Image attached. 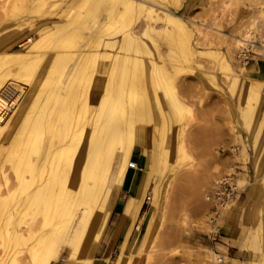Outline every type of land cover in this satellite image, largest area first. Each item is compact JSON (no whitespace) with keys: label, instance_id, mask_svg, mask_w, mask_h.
<instances>
[{"label":"rangeland","instance_id":"obj_1","mask_svg":"<svg viewBox=\"0 0 264 264\" xmlns=\"http://www.w3.org/2000/svg\"><path fill=\"white\" fill-rule=\"evenodd\" d=\"M69 1L0 0V36L8 32L17 33L15 37H18L29 22L62 24L67 16L85 11L86 1L79 0L71 9H67ZM174 1L180 6L171 7V11L190 28L195 55L186 57L177 45L167 40L165 33L161 35L163 29L159 22L155 24V45L150 44L148 37H142V41L150 48V57L143 56L145 59L153 58L157 66H161L156 77H159L157 81L160 83H157L160 86L155 88L165 120L154 106L156 95L152 83L139 85L146 92L143 95L142 90H139L141 92L137 94L133 110L137 112L143 102L151 101L154 104V119L146 124L143 159L140 163L135 162L133 168L129 167L130 163H134L133 160H127L124 176L126 184L122 188L127 196L124 197L125 192L119 194L117 202L120 204L117 203L111 212L94 263L101 264L100 258L107 241L116 232L123 207L128 206L130 185L127 181L133 176V171L138 170L135 201L130 207L131 218L136 213L135 222L129 233V221L121 225L105 264H115L119 255L125 258V264H264V76L259 74V79L255 77L264 67V0H168L169 4ZM146 2L158 9L168 5L160 0ZM103 16H100V21ZM131 18L130 27L142 33L146 17L139 14ZM123 24L117 23L108 30L113 34L112 38L121 36ZM196 26L204 34H196ZM247 31L250 34L246 38H250L252 44L248 50L250 60L245 67L250 70L257 61L259 68L254 69L249 79L261 80L262 86L258 102L249 98L245 104V92L250 80L242 84L246 80L237 77L243 63L235 53L234 43ZM95 33L96 28L86 31L85 41L92 40ZM210 40L214 43H210ZM174 45L177 50L173 49ZM209 49L215 52L218 59L215 55L198 54V51ZM223 57L231 72H227L219 62ZM11 67L0 69V76L3 75L7 81H12L10 76L17 70ZM43 88L46 92L49 90V86ZM164 89L169 95L163 92ZM111 100L109 96L108 102ZM176 101L181 102L178 109L173 107ZM247 104L254 106L252 113L249 111L245 114L243 111ZM126 112H129V108L123 109L121 116L124 117ZM156 125L165 130L163 142L154 135ZM59 130V135L63 136L65 130ZM55 141L57 139L53 140L55 146L61 144L59 140L58 143ZM137 150L135 147L134 155ZM225 177H231L236 190L234 201L229 203L227 210L216 207L212 198L215 183ZM24 196L22 193L16 198L22 199ZM147 196L150 197V203L144 205ZM9 205L12 206V200L0 212V261L5 264L20 260L37 242L38 235H28L26 231L32 224L37 229L43 228L44 232L60 231L62 237L70 233L82 208L79 207L73 220L68 221L66 216L52 219L53 214L50 212L42 215L38 210H13ZM237 216L241 219L234 221L233 217ZM15 228L25 238L16 239ZM230 233L233 237H241L243 247L248 251L253 252L257 245L258 255L253 254V257L240 261L228 259L222 242ZM62 241L57 244L62 253L60 260H54L52 264H62L65 260L63 250L67 245Z\"/></svg>","mask_w":264,"mask_h":264},{"label":"bare ground","instance_id":"obj_2","mask_svg":"<svg viewBox=\"0 0 264 264\" xmlns=\"http://www.w3.org/2000/svg\"><path fill=\"white\" fill-rule=\"evenodd\" d=\"M77 1L67 2V9ZM83 1H86L85 11L67 16L62 24L29 22L18 37H15L17 33L8 32L0 36V69L11 66L17 69L14 74L10 73L12 81L0 76V212L12 200V206H9L13 210H38L42 215L50 212L52 219L66 216L70 221L82 207L68 235L61 237L60 231L53 229L44 232L43 228L37 229L33 224L27 228L28 235H38L37 242L12 264H52L62 255L57 245L61 240L67 245L63 250L65 260L62 264H95L104 229L126 184L127 160L132 159L135 147L139 149L137 162L143 159L146 124L154 119L151 101L143 102L137 112L133 110L137 94L142 90L140 86L151 82L156 95L155 86L160 83L156 77L161 66H157L153 58L143 56L150 57V48L142 37H148L150 44L155 45V24L159 22L163 29L161 35L165 33L167 40L177 45L186 57L195 55L190 28L171 11V7L180 6L178 2L169 4L170 0H160L168 5L158 9L147 0ZM139 14L146 17L142 33L130 27L131 16ZM101 15L105 16L100 21ZM117 23H124V28L120 37L112 38L113 34L108 30ZM93 28H96L93 39L86 42V31ZM196 34L204 32L196 26ZM249 34L247 31L234 43L235 53L243 63L237 75L246 80L242 84H246L254 69L259 68L257 61L250 70L245 67L250 60L248 50L252 44L250 38H246ZM175 45L172 47L177 50ZM201 53L215 55L211 49L198 51ZM219 62L231 72L224 57ZM258 74L264 76V67ZM47 86L49 90L46 92L43 87ZM261 86V80H250L245 104L249 98L258 102ZM142 92L144 95L145 88ZM163 92L169 93L167 89ZM109 96L112 100L108 102ZM155 101L154 106L165 120L157 95ZM248 104L243 110L245 114L254 109ZM173 107L180 108L181 102L176 101ZM128 108L129 112L122 117V110ZM59 128L65 130L63 136L59 135ZM154 135L163 142L164 128L156 125ZM56 139L55 143H61L59 146L53 143ZM138 177V170H134L127 181L130 185L128 206L123 207L116 232L107 241L101 264L108 259L124 221H129L128 233L135 222L136 213L131 218L130 207L135 201ZM22 193L24 198H16ZM229 206L227 204L222 209L227 210ZM14 231L15 238L24 237L21 231ZM0 264L5 263L0 261ZM115 264H125V258L117 256Z\"/></svg>","mask_w":264,"mask_h":264},{"label":"crops","instance_id":"obj_3","mask_svg":"<svg viewBox=\"0 0 264 264\" xmlns=\"http://www.w3.org/2000/svg\"><path fill=\"white\" fill-rule=\"evenodd\" d=\"M259 58H261V57H259ZM255 77L259 79L258 72L255 74ZM137 151H139V149ZM137 157H138V153L136 155H134V152H133L132 153V160L134 163L137 162ZM121 192L126 193V195H124V197L127 196V192L125 191V189L121 190L120 193ZM117 203L120 204V202H117ZM115 210H117V209H115ZM240 219H241V217H239V216H237L235 218L233 217L234 221L235 220L237 221ZM223 239H225V242H222L223 243L222 245L226 249V255H227L228 259H237L240 261L241 259L251 258V257H253L251 255H253V254L258 255V253H259L257 245H255V250L253 252L244 249V247H243L244 242L242 241V238L238 237V236L233 237V235L231 233L229 234L228 237H224Z\"/></svg>","mask_w":264,"mask_h":264},{"label":"built area","instance_id":"obj_4","mask_svg":"<svg viewBox=\"0 0 264 264\" xmlns=\"http://www.w3.org/2000/svg\"><path fill=\"white\" fill-rule=\"evenodd\" d=\"M135 163H130V168H133ZM236 190L232 185L231 177H225L220 181L216 182L213 191L212 198L218 208H223L227 204L234 201ZM150 203V197L147 196L143 202L144 205Z\"/></svg>","mask_w":264,"mask_h":264}]
</instances>
